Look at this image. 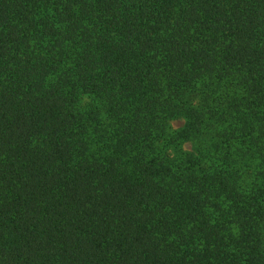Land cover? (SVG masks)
Segmentation results:
<instances>
[{
    "label": "trees",
    "instance_id": "16d2710c",
    "mask_svg": "<svg viewBox=\"0 0 264 264\" xmlns=\"http://www.w3.org/2000/svg\"><path fill=\"white\" fill-rule=\"evenodd\" d=\"M0 264H264V0H0Z\"/></svg>",
    "mask_w": 264,
    "mask_h": 264
},
{
    "label": "rangeland",
    "instance_id": "374dc122",
    "mask_svg": "<svg viewBox=\"0 0 264 264\" xmlns=\"http://www.w3.org/2000/svg\"><path fill=\"white\" fill-rule=\"evenodd\" d=\"M180 125H181V122H179V121L173 123V127H178V126H180Z\"/></svg>",
    "mask_w": 264,
    "mask_h": 264
}]
</instances>
